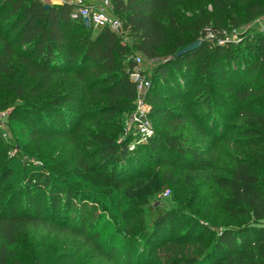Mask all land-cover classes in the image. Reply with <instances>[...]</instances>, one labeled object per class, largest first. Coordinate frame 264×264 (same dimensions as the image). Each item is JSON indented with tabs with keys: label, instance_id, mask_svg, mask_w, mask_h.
<instances>
[{
	"label": "trees",
	"instance_id": "trees-1",
	"mask_svg": "<svg viewBox=\"0 0 264 264\" xmlns=\"http://www.w3.org/2000/svg\"><path fill=\"white\" fill-rule=\"evenodd\" d=\"M111 2L110 14L121 20L130 44L108 26L72 17L77 8L93 4L89 0L51 2L48 8L44 0H0V109L22 118L28 143L72 135V125L94 117L100 128L86 147L90 156L107 159L109 169L95 173L73 167L77 177L93 185L117 187L119 177L151 153L174 169L210 171L216 185L213 206L231 224L218 230L205 225L195 238L161 240L173 218L170 211L153 208L148 214L158 236L153 255L161 264H213V258L217 264H264V32L255 31L240 43L218 42L231 23L264 14V0ZM182 3L195 12L181 18ZM207 34L215 42L202 40L174 56ZM133 48L147 59L167 58L147 77L154 133L144 141L137 137L129 149L130 137L116 142L109 130L117 125L111 118L134 108ZM14 99H23L30 109ZM218 150L228 163L218 164ZM1 160L0 152V264H8V244L26 220L59 219L78 233L99 237L95 224L108 209L103 200L75 192L43 167ZM144 177L146 183L136 191L140 197L165 189L157 170H145ZM12 183L18 189L6 194ZM203 216L209 220V214ZM104 251L118 256L113 246Z\"/></svg>",
	"mask_w": 264,
	"mask_h": 264
},
{
	"label": "rangeland",
	"instance_id": "rangeland-1",
	"mask_svg": "<svg viewBox=\"0 0 264 264\" xmlns=\"http://www.w3.org/2000/svg\"><path fill=\"white\" fill-rule=\"evenodd\" d=\"M206 8L210 10L211 5L208 4ZM179 12L181 18H187L195 11L191 10V5L182 3ZM255 31L264 32V14L248 22L241 21L239 25L231 23L223 28L227 39L218 42L225 43L229 40L240 43L244 39L252 38ZM126 34L124 29L119 31L123 41L130 44V38ZM197 38L212 42L217 39L212 34ZM135 56L141 57V68L147 77L152 75V70L159 61L167 58V55H160L147 59L133 48L129 57ZM14 103L22 109H30L23 99H14ZM134 109L135 101L130 112L118 113V119L111 118L117 125L113 124L109 131L113 132L116 142L130 137V142L135 147L138 133L131 119ZM9 110L0 109V136L3 142L0 147L1 161L8 157L43 167L60 183L75 192L82 191L103 200L108 209L102 211L95 224V230L99 234L97 239L96 234L78 233L59 219L47 217L44 220L22 222L15 241L8 244V264H161L160 257L152 252L158 243V236L153 232L157 229L154 227L156 224L148 218L153 208L168 210L173 218V224L162 229L161 240L170 237L178 241L195 238L201 234L205 225L218 230L222 224H231V221L213 206L216 185L207 175L210 171H200L202 173L198 174L174 169L151 153L149 157L143 156L140 164L129 167L127 173L119 177L117 187L93 185L77 177L73 173V167L78 165L81 169L90 168L95 173L109 169L108 165H105L107 159L101 155L90 156L86 147L100 128L94 117L83 119L79 127L72 125V135L53 134L28 143L21 129L22 118H10ZM151 124L154 133V123L151 121ZM156 128L158 129L155 125ZM217 155L220 157L218 164L228 163L227 156L221 151L218 150ZM149 168L157 170L165 189L140 197L136 191L146 183L144 171ZM19 169V174H22L21 167ZM17 186L19 185L12 183L6 194L18 189ZM77 201L79 200L76 199L75 202ZM21 206L22 203L18 208ZM44 210L46 211L45 208ZM204 213L209 214V220L203 216ZM1 241L0 238V243ZM109 246L118 250V256L113 257V254L104 251ZM212 261L213 264L219 262L217 258Z\"/></svg>",
	"mask_w": 264,
	"mask_h": 264
},
{
	"label": "built area",
	"instance_id": "built-area-1",
	"mask_svg": "<svg viewBox=\"0 0 264 264\" xmlns=\"http://www.w3.org/2000/svg\"><path fill=\"white\" fill-rule=\"evenodd\" d=\"M66 0H59L63 2ZM69 1V0H67ZM47 3V2H45ZM111 0H98L96 3L79 7L72 12V17L83 16L89 18L95 26H108L113 31L119 33L122 29V22L118 17L110 14L112 9ZM223 39H227V36L219 39L222 42ZM134 65L129 69V77L135 83L136 97H135V109L131 114L132 122L136 125L138 137L140 141L146 140L153 133L151 119L149 111L151 109L150 103L147 100V90L150 85V81L144 74V70L141 68V57L135 56L132 58ZM130 149L134 147L133 143L128 145Z\"/></svg>",
	"mask_w": 264,
	"mask_h": 264
},
{
	"label": "water",
	"instance_id": "water-1",
	"mask_svg": "<svg viewBox=\"0 0 264 264\" xmlns=\"http://www.w3.org/2000/svg\"><path fill=\"white\" fill-rule=\"evenodd\" d=\"M49 6H50L49 3L44 4V8H48ZM201 41L202 40L200 38H197V39L185 44L184 46L178 48L175 51L174 56H178V55L183 54L189 50H193V49L197 48L200 45Z\"/></svg>",
	"mask_w": 264,
	"mask_h": 264
},
{
	"label": "crops",
	"instance_id": "crops-1",
	"mask_svg": "<svg viewBox=\"0 0 264 264\" xmlns=\"http://www.w3.org/2000/svg\"><path fill=\"white\" fill-rule=\"evenodd\" d=\"M52 2H58L59 0H48L47 3H51ZM69 1H78V0H69ZM91 3H96L98 0H89Z\"/></svg>",
	"mask_w": 264,
	"mask_h": 264
}]
</instances>
